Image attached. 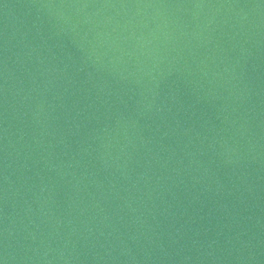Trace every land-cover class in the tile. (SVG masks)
I'll list each match as a JSON object with an SVG mask.
<instances>
[{
	"label": "water",
	"instance_id": "water-1",
	"mask_svg": "<svg viewBox=\"0 0 264 264\" xmlns=\"http://www.w3.org/2000/svg\"><path fill=\"white\" fill-rule=\"evenodd\" d=\"M0 264H264V0H0Z\"/></svg>",
	"mask_w": 264,
	"mask_h": 264
}]
</instances>
